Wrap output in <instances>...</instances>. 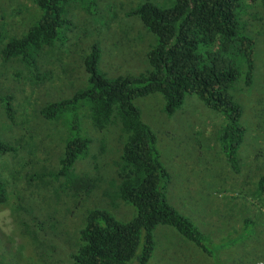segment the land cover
<instances>
[{
	"label": "trees",
	"instance_id": "trees-1",
	"mask_svg": "<svg viewBox=\"0 0 264 264\" xmlns=\"http://www.w3.org/2000/svg\"><path fill=\"white\" fill-rule=\"evenodd\" d=\"M26 1L33 12L19 4L0 18V76L12 74L22 90L30 87L21 98L0 92V213L8 211L17 232L0 225V264H148L159 225L176 227L206 251L208 237L167 200L169 174L157 136L135 100L159 92L172 112L186 94H195L226 116L221 139L239 148L247 128L232 91L243 75L252 84L256 69L255 40L241 22L262 25L264 0ZM24 12L32 20H23L20 29L15 17ZM126 19L139 21L157 41L147 52L149 69L112 78L99 68L94 24L108 27ZM78 48V88L45 99L42 87L56 82L65 53ZM85 118L89 123H82ZM112 125L123 141L115 172L106 177L98 157L106 153ZM87 158L97 174L76 170ZM260 181L246 197L257 200L263 219L264 175ZM104 183L111 187L100 193L131 204L134 217L122 221L108 209L89 208L71 229L67 219L77 217ZM260 238L255 264H264V230Z\"/></svg>",
	"mask_w": 264,
	"mask_h": 264
},
{
	"label": "rangeland",
	"instance_id": "rangeland-1",
	"mask_svg": "<svg viewBox=\"0 0 264 264\" xmlns=\"http://www.w3.org/2000/svg\"><path fill=\"white\" fill-rule=\"evenodd\" d=\"M28 2L0 0L1 20L6 18H2V12L11 13L12 8L17 9L19 4L22 10L27 11ZM30 9L33 12L32 7L28 8V12ZM128 19L123 24L117 25V22L108 27L94 24L100 31L99 34L93 30L94 43L97 42L101 50L99 68L112 78L137 75L149 69L147 52L157 41L156 36L147 32L139 21L135 23ZM23 20L28 24L32 14L24 12L15 17L20 29L23 28ZM241 24L243 32L255 40L256 69L252 84L247 83L243 75L232 91L243 107L241 123L247 128L239 148H232L221 139L228 123L226 116L210 108L195 94H186L183 105L172 112L166 110L164 96L159 92L135 100L144 121L157 136L161 161L169 174V204L208 237L205 251L176 227L159 225L152 232L155 250L148 264H255L256 251L263 245L260 236L264 230V218H261L259 203L246 195L255 191L264 175V21L259 27L244 21ZM77 51L80 49L65 53L67 61L61 62L56 82L42 87L41 96L45 99L61 93L70 96L78 88L82 68ZM62 68L66 72H62ZM3 90L12 91L16 98L30 93V87L25 86L22 90L14 82L12 74L0 76V92ZM66 118L70 119L71 114L67 113ZM87 122L86 118L82 121L83 124ZM109 128L106 153L98 157L99 162L97 160L106 177L115 172L117 148L122 147L123 141L118 136V128L114 125ZM108 129L100 132L101 137ZM101 144L104 146L105 142L100 140L99 149ZM96 146L94 152L97 151ZM98 167L93 165L92 168L87 158L78 163L76 170H91L92 175L98 173ZM101 186L82 203L77 217L67 219L71 229L77 226L78 220H82V215L89 208L108 209L122 221L134 217L136 210L131 204L125 201L118 203L113 194L104 197L100 193L109 189L110 183ZM7 217L8 211L0 213V225L4 230L16 232ZM255 247L258 248L254 252Z\"/></svg>",
	"mask_w": 264,
	"mask_h": 264
}]
</instances>
